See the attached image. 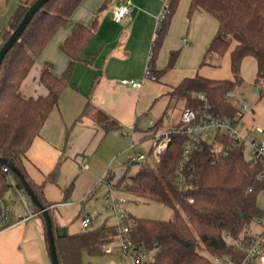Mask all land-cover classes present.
Instances as JSON below:
<instances>
[{"label":"trees","instance_id":"1","mask_svg":"<svg viewBox=\"0 0 264 264\" xmlns=\"http://www.w3.org/2000/svg\"><path fill=\"white\" fill-rule=\"evenodd\" d=\"M34 1L18 5L9 18L8 28L0 32V46ZM82 1L46 2L33 15L0 65V157L10 160L19 170L50 216L51 204L45 200L42 187L34 184L27 176L23 160L50 112L57 106L84 46L95 33L96 18L89 26L79 22L71 24V14ZM109 1L103 0L99 9L106 7ZM177 1L170 0L167 3L166 14L158 23L151 45L148 67L154 81L171 69L178 57V51L170 52L165 67L155 69L154 61ZM196 10L204 11L217 22V32L207 46L200 66H219L229 48L230 38L235 42L230 52L232 79L216 80L198 75L184 78L172 88L169 96L171 100L181 101L184 107L197 111L203 109L206 103L207 111L212 116L233 119L238 113V106L236 102L227 100L225 95L241 85L240 65L243 58L255 59V83L264 79V0H190L188 18ZM67 24H71L70 33L59 45L60 51L68 59L64 71L61 76H55L51 66L45 64L40 71L39 82L46 89V94L25 97L20 92V86L35 59L55 32ZM162 120L158 119L154 128L147 127L146 131L156 130ZM96 121L105 131L121 128L101 110L97 111ZM186 139L185 134H171L168 147L160 155L158 163L152 165L143 162L136 174L126 176L123 172L114 183L115 190L156 200L172 210L170 220L136 219L131 238L147 246L154 242L158 245V252L151 264H213L209 256L230 257L237 261L242 256V238L250 233L251 223L262 217V211L257 206V196L264 191V160H247L241 147L230 148L231 140L224 134H216L211 142H202L199 152L190 154L188 164L195 169L192 188L180 192L175 186V178ZM215 145L221 146L226 155L213 162ZM3 167L0 164V199H4L10 189L23 191L20 180L9 168L7 173L3 172ZM58 167L59 163L47 176L49 181H55ZM9 175L14 177L15 184L10 183ZM114 177L115 173L110 171L105 179L112 181ZM33 208L44 225L43 216L34 205ZM114 233V226L104 222L64 237H55L58 263L84 264L82 253H99L100 245L110 241Z\"/></svg>","mask_w":264,"mask_h":264},{"label":"crops","instance_id":"2","mask_svg":"<svg viewBox=\"0 0 264 264\" xmlns=\"http://www.w3.org/2000/svg\"><path fill=\"white\" fill-rule=\"evenodd\" d=\"M31 1L0 0V32L8 28L9 18L18 5ZM117 1L110 0L106 7L99 9L103 0H83L71 14V24L79 22L89 26L96 18L97 27L84 46L80 60L74 64L57 106L50 112L23 160L27 176L42 187L45 200L51 204V219L52 223L56 222V227H65L64 221L61 223L62 216L67 215L69 220L77 216L80 220L89 212L104 209L105 200L103 204H97L100 200L95 192L106 186L100 180L112 171L113 158L118 153L116 143L123 139L121 137L131 141L127 136L131 134L134 142L131 148L134 149L136 144L150 137V131H146L150 122L155 124L163 118L156 129L158 133L176 127L180 116L175 118L168 113L172 101L169 92L173 87L184 78L197 75L216 80L232 79L230 52L235 46L234 41L220 60L221 68L200 66L205 50L217 32V22L201 10L194 11L188 18L190 0L177 1L154 61L156 69L161 70L170 52L178 51L174 65L157 81L145 78L164 0H132L131 15L115 23L112 7ZM71 24L59 28L35 59L20 86L25 97L46 94L39 82L45 64L51 66L55 76H61L68 59L59 45L69 35ZM240 75L242 82L235 92L249 106V112L242 118V132L248 140L258 139L254 129H264V85L255 83L254 58H243ZM129 79L141 82V87L132 88L121 83ZM98 110L121 128L105 131L96 121ZM136 133L142 137L136 139ZM58 163L56 179L49 181L47 176ZM9 181L15 184L10 175ZM9 191L16 193L13 189ZM257 206L262 211L260 219L264 220V191L257 196ZM28 210L36 213L34 208ZM11 211L13 221L26 212L24 208ZM26 262L51 264L44 225L38 214L0 231V264Z\"/></svg>","mask_w":264,"mask_h":264},{"label":"built area","instance_id":"3","mask_svg":"<svg viewBox=\"0 0 264 264\" xmlns=\"http://www.w3.org/2000/svg\"><path fill=\"white\" fill-rule=\"evenodd\" d=\"M167 0H164V7L158 17V23L164 18L166 14ZM133 10L132 0H118L112 7V20L115 23H120L124 18L129 17ZM183 41H185L183 39ZM151 59V53L148 58L147 67L145 69V78L154 80L148 67ZM123 85L140 88L141 82L134 79L122 80ZM259 85H264V79L256 82ZM225 98L229 101L237 103L238 113L233 119L227 117L212 116L207 110L208 105L204 103V108L197 111L192 108L184 107L180 114V119L175 128L168 130L164 133H158L156 130L150 131L152 139L149 154L146 156L143 153H136L131 157V161L150 162L152 165L158 163L159 157L165 152L170 142V135L174 133H182L187 136L186 141L182 145V157L179 163L175 186L178 191L185 192L192 188V177L195 169L188 164L189 156L193 152H199L202 149V142L210 140L209 131L213 132V137L216 134H224L231 140L230 148H242L243 153L248 149L249 156L244 157L252 162H257L258 159L264 158V129L256 127L254 130L259 135L258 139L248 140L242 132V118L243 115L249 112L247 102L242 99L235 91L228 92ZM200 99L204 101V97L200 95ZM154 123L150 122L148 127L154 128ZM131 139V147H134L133 136L127 134ZM212 137V139H213ZM216 147V154L213 162L220 160L222 156L226 155L221 146ZM150 158V160H148ZM131 162V163H132ZM84 164L82 163V166ZM3 172H8V167L2 168ZM120 170L117 173V180L122 175ZM117 180L115 182H117ZM101 183L107 186L104 199L106 205L104 210L110 213L113 218L112 225L115 228V233L111 240L104 242L100 245V249L104 254H111L112 248L118 246L120 254L131 261L132 264H151L157 252L158 245L154 242L152 245L147 246L144 242H134L131 238L132 229L136 226L137 220L125 208V198L114 195V183L108 181L105 177L101 178ZM20 201L25 209L24 215L16 216L12 220L11 206L4 200L0 199V231L13 225L28 221L37 213H31L27 208L26 197L20 195ZM100 218V213L92 211L84 215L80 219V228L88 229L96 225V221ZM256 223L264 229V220L257 219ZM226 237V236H225ZM242 256L237 261L230 257H216L209 256L213 264H262L264 260V232L259 236L248 234L242 238ZM25 264H35L26 262Z\"/></svg>","mask_w":264,"mask_h":264},{"label":"rangeland","instance_id":"4","mask_svg":"<svg viewBox=\"0 0 264 264\" xmlns=\"http://www.w3.org/2000/svg\"><path fill=\"white\" fill-rule=\"evenodd\" d=\"M170 0H167V3ZM230 41H232L229 38ZM159 51V50H158ZM151 53V52H150ZM158 53V52H157ZM223 63L219 64V68H221ZM156 69V67H155ZM183 103L181 101H175L172 99L169 107H168V113H170L173 117H179L181 113ZM131 132V131H130ZM210 133V140H212L213 132L209 131ZM120 136V135H119ZM136 139L141 138L142 135L140 133H136L135 135ZM123 139H119L116 143L118 147V153L114 156L113 160V166H112V172L116 174L121 170L122 172L126 173V176L134 175L137 173L139 168L142 166L141 161H136L135 164H132L130 157L134 156L136 153H143L146 156L149 154L150 145L152 142L151 137H147L142 142L136 144L135 148H131V141L128 139H125L124 137H121ZM245 156H249V150L247 149L244 152ZM150 160V158L148 159ZM12 178H14L12 175H10ZM116 176L112 179V182H115L117 180ZM107 191V186L99 188L95 194L97 195V198L100 200V203L97 204H103V200L105 193ZM114 195L120 196L125 198L126 203L124 204L127 211L136 219H150V220H170L172 218V210L169 207H166L162 205L161 203L157 202L153 199H143L136 197L134 195H131L128 192L125 191H119L114 190ZM25 196L27 206L29 209H33V204L30 201V199L27 197V195L23 192H12L8 191L4 195V199L6 202L11 206V209H18L22 210L24 207L20 201L19 196ZM106 203V200L104 201ZM101 206V205H100ZM97 211V210H95ZM100 213V218L96 221V225H100L102 223L112 224L113 218L110 216L109 212H106L104 209L97 211ZM90 213V212H89ZM61 223L64 221L62 225H65L66 229L65 231L67 234H73L80 230V220L77 216H73L70 220L68 219V216H62ZM55 220V219H54ZM56 222H53V226L56 227ZM64 227V226H63ZM64 227V228H65ZM62 228V227H60ZM264 232V229L255 222L251 223L250 225V233L254 236H259ZM82 261L84 264H132L129 259L122 256L118 250V246H114L112 248L111 254H104L102 250L100 249L99 253L96 254H89L88 252L84 251L82 253ZM262 264H264V260H262Z\"/></svg>","mask_w":264,"mask_h":264},{"label":"water","instance_id":"5","mask_svg":"<svg viewBox=\"0 0 264 264\" xmlns=\"http://www.w3.org/2000/svg\"><path fill=\"white\" fill-rule=\"evenodd\" d=\"M49 0H35L32 2L25 14L23 15L21 21L17 25V27L11 32L8 39L0 46V65L5 54L10 50V48L19 40L22 32L24 31L27 24L32 19L33 15L40 10V8ZM0 164L7 166L14 176H16L21 184L24 193L30 199L32 204L38 209L39 213L43 216L44 225H45V233L47 239L48 253L51 264H59L56 255L55 249V237H64L66 235L65 229L60 227H53L51 216L48 212V209L45 208L40 201L34 195L32 189L27 184L23 175L19 172V170L12 164V162L8 159L0 157ZM132 164H135L132 162Z\"/></svg>","mask_w":264,"mask_h":264}]
</instances>
